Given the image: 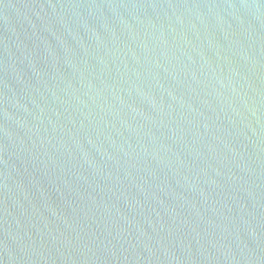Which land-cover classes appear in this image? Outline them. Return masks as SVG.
Wrapping results in <instances>:
<instances>
[{"label":"water","instance_id":"obj_1","mask_svg":"<svg viewBox=\"0 0 264 264\" xmlns=\"http://www.w3.org/2000/svg\"><path fill=\"white\" fill-rule=\"evenodd\" d=\"M0 264H264V0H0Z\"/></svg>","mask_w":264,"mask_h":264}]
</instances>
